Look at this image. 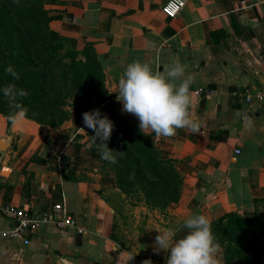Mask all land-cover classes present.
<instances>
[{"label":"crops","instance_id":"0c3cea01","mask_svg":"<svg viewBox=\"0 0 264 264\" xmlns=\"http://www.w3.org/2000/svg\"><path fill=\"white\" fill-rule=\"evenodd\" d=\"M166 1L59 0L46 9L59 16L49 29L79 44L82 63L88 60L84 50L91 51L104 85L100 93L110 97L105 107L122 106L117 93H109L129 63L139 60L160 72L176 61L185 66L193 80L189 111L200 129L153 137L160 155L174 162L179 201L159 213L141 205L138 218L146 232H125L120 242L113 236L117 213L98 175L61 170L59 155L71 156L63 151L81 127L24 118L7 129L0 114V139L8 145L0 152V231L12 223L1 212L4 206L39 212L54 204L63 205L84 230L59 232L43 224L30 234L29 245L20 238L0 239V264H142L148 259L165 264L169 253L153 252L158 231L174 230L179 239L187 233L184 219L192 214L212 222L231 212H264V0H185L175 18L162 13ZM245 89L263 99L245 103L240 96ZM15 135L20 136L16 145Z\"/></svg>","mask_w":264,"mask_h":264},{"label":"trees","instance_id":"16d2710c","mask_svg":"<svg viewBox=\"0 0 264 264\" xmlns=\"http://www.w3.org/2000/svg\"><path fill=\"white\" fill-rule=\"evenodd\" d=\"M17 1L24 8L21 15H14L0 1V89L15 81L19 88L30 90L34 95L31 100L26 97L22 98L23 103L28 104L30 101L43 103L44 93L49 86L47 67L49 64L57 65L67 71H65V77H62L63 84L53 91L52 102L54 105L45 109H40L36 105L32 110H28L25 106L26 117L38 124L60 126L67 118L65 115L58 116L59 105L63 99L68 98L75 99L78 103L83 102L82 105L86 107L85 109L88 108V111L99 109L102 115V110L110 97L103 96L99 92L104 87L99 67L95 65L94 70L97 74L91 75L96 82L97 79H100L98 91L93 101L85 100L84 93H81L85 81L81 76L80 69L84 63L77 58L81 53L79 44L75 40L61 37L49 29V23L59 19V16L50 15V10L46 9V6L56 5L59 0ZM24 24L32 25L31 31L24 32L22 30ZM59 53L61 54L59 55ZM8 65H12L20 73L19 80H13L10 75L5 73L4 69ZM85 101H87V106L84 104ZM72 107L76 108L74 104ZM10 111L8 99L0 91V114L6 120L7 129L11 124L7 119ZM81 117L83 118L82 114ZM113 122H124L128 125L133 121L128 117H116ZM125 130L122 136H118L114 126L111 138L106 142L109 149L117 152L114 153L117 161L114 164L118 178L117 188L124 194H136L141 197L144 205L149 209L165 210L171 204L177 203L180 199L181 182L174 168V162L165 160L172 170L160 171L159 168L154 167L152 176L149 175V172L141 169L134 170L132 166L136 167L138 163H134L132 158L134 155L130 149L131 143L125 139L127 134ZM149 136L153 140L155 133H151ZM73 147L77 151L80 150L78 144H74ZM144 150L142 148L141 153ZM74 155L77 153L74 152ZM72 162L73 160L68 155H59V164L62 170L70 167L76 168ZM134 172L136 175L132 177ZM154 177L156 178L155 182H153ZM135 183L139 184L138 188L133 191L128 189ZM211 229L216 240L222 246L224 264H260L264 253V212L254 211L242 215L234 212L227 213L212 221Z\"/></svg>","mask_w":264,"mask_h":264},{"label":"clouds","instance_id":"9594fccd","mask_svg":"<svg viewBox=\"0 0 264 264\" xmlns=\"http://www.w3.org/2000/svg\"><path fill=\"white\" fill-rule=\"evenodd\" d=\"M4 71L13 80L20 79V73L12 65H8ZM192 83V77L186 76V68L179 61L166 66L160 72L153 71L148 64L136 60L127 65L116 89L109 94L117 93V102L122 104L121 112L134 115L143 134L155 133L154 139L159 140L175 136L178 129L192 133L199 131V122L189 111ZM0 91L8 99L11 111L7 119L15 127L27 115L22 98L29 93L13 83L4 86ZM82 115L84 127L80 129H91L95 133L91 136V144L96 146L100 158L115 164L117 161L114 153L117 152L109 149L106 143L111 138L114 123L107 115L102 116L99 109L84 112ZM248 123L251 124V121ZM183 229H187V233L179 239L175 238L174 230L158 231L153 252L169 253L165 264H223V249L212 232L208 217L192 214L184 219ZM142 264H152V261L144 260Z\"/></svg>","mask_w":264,"mask_h":264},{"label":"rangeland","instance_id":"374dc122","mask_svg":"<svg viewBox=\"0 0 264 264\" xmlns=\"http://www.w3.org/2000/svg\"><path fill=\"white\" fill-rule=\"evenodd\" d=\"M4 3L5 7L14 15H21L24 12V8L19 5L17 0H0ZM25 26L22 28L24 32L31 31L32 25L24 24ZM91 51L88 49L84 50V56L88 59L86 64L80 67L81 76L85 81V86L82 88L81 93H84V99L93 101L94 97L98 91V83L100 79H97V82L91 77V75H96L97 72L94 70V64H92L93 56L90 53ZM61 53H59L60 55ZM67 61V59H64ZM53 64V63H52ZM49 64L47 67V71L49 74V78L47 81L49 82L48 89L45 94V98L43 99V103H23V106L32 110L34 106L38 105L40 109H45L49 106H53L52 102L54 89L58 88L63 84L62 77H65V71L63 68L59 66H53ZM17 87V83L14 81ZM19 88V87H18ZM29 95L26 97L31 100L34 98L33 93L30 90H26ZM100 92V91H99ZM53 98V99H52ZM76 107L73 109L72 105ZM82 103H78L75 99L68 98L66 100H62L59 105L58 116H63L67 118V120L63 123L65 125H75L78 127H84L83 118L81 114L85 111H88V108L82 105ZM87 104V101L84 103ZM87 106V105H86ZM122 106L117 105L115 103H111L108 106L104 107L102 110V116L107 115V117L113 122L116 117L121 118H129L133 122L131 124L126 123H114L116 128V132L118 136H122L124 129L127 131L125 139L127 142L131 143V151L134 156H132L134 163H138L136 167L132 166L134 170L141 169L143 171L149 172V175H153V168H159L161 170H169L172 168L165 162V159L157 153L156 148L154 147L153 140L149 135L143 134L139 130V121L133 115L128 113L121 112ZM50 118V117H49ZM25 119L29 120L27 117ZM34 122V121H33ZM36 123V122H35ZM95 135V133L88 128H85V131L81 130L78 135L75 136L74 140L65 147V153L72 155L68 156L71 160H73L72 164L76 167V170L84 173H93L98 175L97 180L101 185V189L103 195L107 197V202L111 206L112 209L116 211L117 218L115 220L113 236L118 237L119 241L123 238L124 234L136 235L137 232H146L147 227L146 224H142L141 218H138V212L141 205H143V201L141 197H138L136 194H124L119 188H117L118 178L116 176V171L114 169V164L104 161L100 158V156H96L99 154L95 145L91 144V136ZM16 138L13 137L12 141L16 145L19 140V135H15ZM99 143V140H97ZM74 144H78L80 146V150L77 151ZM91 145V146H90ZM145 150L141 153V149ZM74 152L77 155H74ZM76 161V162H75ZM61 167V166H60ZM62 170V169H61ZM136 175V172L133 173L132 177ZM131 177V178H132ZM156 181L154 177L153 182ZM139 187L138 183H135L132 187L128 188L130 190H135ZM262 207V206H261ZM152 211H156L157 213L162 212L164 210H160L159 208H154ZM126 232V233H125ZM121 242V241H120Z\"/></svg>","mask_w":264,"mask_h":264},{"label":"built area","instance_id":"2783aa9c","mask_svg":"<svg viewBox=\"0 0 264 264\" xmlns=\"http://www.w3.org/2000/svg\"><path fill=\"white\" fill-rule=\"evenodd\" d=\"M184 6L185 0H167L162 5L161 11L167 17L175 18ZM261 64L264 67V59ZM240 96L247 104H250L254 97L259 101L263 99L262 93L254 94L250 89H245ZM235 154H240V151L236 150ZM1 212L12 223L7 229L0 231V239L12 240L20 238L23 246L29 245L30 234L38 230L43 224H52L59 232L73 229L77 234L84 233L77 219L69 214L61 204H54L50 209L39 212L7 205L1 208Z\"/></svg>","mask_w":264,"mask_h":264},{"label":"water","instance_id":"95a60500","mask_svg":"<svg viewBox=\"0 0 264 264\" xmlns=\"http://www.w3.org/2000/svg\"><path fill=\"white\" fill-rule=\"evenodd\" d=\"M7 142L4 139H0V152L3 153L7 150ZM3 175L5 176L8 172V169L4 168L3 169Z\"/></svg>","mask_w":264,"mask_h":264}]
</instances>
